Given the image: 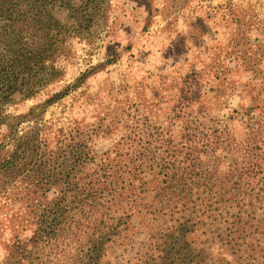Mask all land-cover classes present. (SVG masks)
Wrapping results in <instances>:
<instances>
[{
  "label": "trees",
  "instance_id": "16d2710c",
  "mask_svg": "<svg viewBox=\"0 0 264 264\" xmlns=\"http://www.w3.org/2000/svg\"><path fill=\"white\" fill-rule=\"evenodd\" d=\"M101 1L0 0V210L22 208L5 216L8 264L34 250L95 264L140 224L147 241L126 264H264V75L257 95L226 117L187 112L184 102L181 117L164 124L120 120L122 135L99 154L92 140L112 124L45 119L69 86L26 112L9 109L62 79L66 37Z\"/></svg>",
  "mask_w": 264,
  "mask_h": 264
},
{
  "label": "rangeland",
  "instance_id": "374dc122",
  "mask_svg": "<svg viewBox=\"0 0 264 264\" xmlns=\"http://www.w3.org/2000/svg\"><path fill=\"white\" fill-rule=\"evenodd\" d=\"M57 15L64 18L66 9ZM81 22L80 33L66 37L69 58L56 62L62 79L9 109L26 112L48 93L69 86L45 119L65 125L79 120L95 128L112 124L111 133L98 132L92 140L98 154L122 135L120 120L148 117L164 124L181 117L184 102L187 112L226 117L257 95L253 87L264 75V0H102ZM93 68L77 88L71 87ZM231 123L241 136L240 122ZM4 128L0 125V133ZM54 193L52 189L49 196ZM20 206L17 202L0 210V264H8L12 236L5 216L15 218ZM148 235V227L140 224L129 242L112 240L105 257L93 261L126 264L141 253ZM20 261L85 264L88 259L44 258L34 250L23 252Z\"/></svg>",
  "mask_w": 264,
  "mask_h": 264
}]
</instances>
